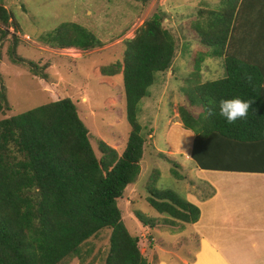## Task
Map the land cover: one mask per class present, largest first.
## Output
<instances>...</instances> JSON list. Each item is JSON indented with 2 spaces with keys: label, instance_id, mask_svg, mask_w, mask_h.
<instances>
[{
  "label": "trees",
  "instance_id": "1",
  "mask_svg": "<svg viewBox=\"0 0 264 264\" xmlns=\"http://www.w3.org/2000/svg\"><path fill=\"white\" fill-rule=\"evenodd\" d=\"M196 14L191 29L209 50L202 56L221 58L224 76L187 87L188 104L200 108L196 117L177 108L182 128L193 134L189 157L202 170L245 172L249 167L242 164L241 145L255 141L260 131L264 0H220L216 10ZM12 20L0 6V24L9 28ZM161 21V15L153 13L131 38L122 40L121 60L98 68L103 79L121 77L129 132L119 156L99 142L101 156L96 158L89 132L67 97L0 119V264H67L73 258L82 263V244L102 230L109 231L103 264H149L139 252L137 237L124 227L116 200L139 174L144 137L136 122V105L147 95L154 74L167 70L173 58L174 41ZM41 36V43L56 49L87 51L102 44L72 22ZM9 61L22 62L13 52ZM200 62L201 57L194 62L196 72ZM233 98L251 105L246 119L229 124L219 104ZM7 109L0 84V111ZM171 174L180 179L173 170ZM153 183L146 188L145 201L157 214L166 215L168 224L197 221V207L170 190L155 189ZM133 216L142 226L155 225L140 212Z\"/></svg>",
  "mask_w": 264,
  "mask_h": 264
},
{
  "label": "rangeland",
  "instance_id": "2",
  "mask_svg": "<svg viewBox=\"0 0 264 264\" xmlns=\"http://www.w3.org/2000/svg\"><path fill=\"white\" fill-rule=\"evenodd\" d=\"M219 4L220 0H149L145 4L126 0H0V6L13 18L9 28L0 24V33L5 32L0 35V84L8 106L0 111V119L67 97L89 132L97 159L101 156L99 142L119 156L129 132L121 77L103 79L98 76V68L120 61L122 40L131 38L153 13L161 15V26L173 38L174 54L168 69L154 74L147 95L136 105V122L144 137L139 174L116 200L124 227L137 237L139 252L149 264H157L159 258L172 261L175 255H192L194 236L192 225L176 220L168 224L166 215L148 206L147 186L154 180L155 189L170 190L183 200L188 191L207 197L212 189L204 184L221 175L200 170L187 158L193 134L182 128L177 116L178 107L192 117L200 112L199 107L187 102L184 92L188 86L214 80L223 72L221 58L202 56L209 50L191 29L197 10H216ZM68 22L90 31L101 46L80 51L41 43V35ZM11 52L22 62L12 64ZM200 57L196 72L194 62ZM172 170L180 179L172 176ZM134 211L154 219V227L142 226L134 218ZM108 233L102 230L82 244V263L73 258L67 264H103Z\"/></svg>",
  "mask_w": 264,
  "mask_h": 264
},
{
  "label": "crops",
  "instance_id": "3",
  "mask_svg": "<svg viewBox=\"0 0 264 264\" xmlns=\"http://www.w3.org/2000/svg\"><path fill=\"white\" fill-rule=\"evenodd\" d=\"M223 76L224 70L215 79ZM259 77L260 136L240 148L248 171L205 170L221 175L204 184L212 189L207 197L186 193L187 202L199 210L197 221L190 224L192 255H175L172 261L159 258L157 264H264V70Z\"/></svg>",
  "mask_w": 264,
  "mask_h": 264
},
{
  "label": "clouds",
  "instance_id": "4",
  "mask_svg": "<svg viewBox=\"0 0 264 264\" xmlns=\"http://www.w3.org/2000/svg\"><path fill=\"white\" fill-rule=\"evenodd\" d=\"M250 105V101H244L240 98L221 100L219 104L220 115L226 118L229 124H232L237 120L247 118ZM209 114H212L211 109Z\"/></svg>",
  "mask_w": 264,
  "mask_h": 264
}]
</instances>
